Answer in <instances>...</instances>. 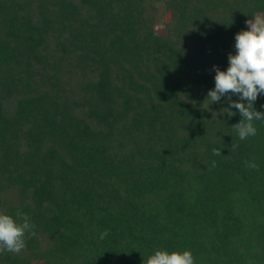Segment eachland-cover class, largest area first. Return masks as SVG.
<instances>
[{
    "label": "trees",
    "instance_id": "trees-1",
    "mask_svg": "<svg viewBox=\"0 0 264 264\" xmlns=\"http://www.w3.org/2000/svg\"><path fill=\"white\" fill-rule=\"evenodd\" d=\"M258 12L264 0H0V212L36 225L0 264L155 250L264 264V120L240 140L237 109L213 115L227 97L202 109Z\"/></svg>",
    "mask_w": 264,
    "mask_h": 264
},
{
    "label": "clouds",
    "instance_id": "clouds-1",
    "mask_svg": "<svg viewBox=\"0 0 264 264\" xmlns=\"http://www.w3.org/2000/svg\"><path fill=\"white\" fill-rule=\"evenodd\" d=\"M249 30L241 31L235 36V55L229 54L228 68L222 71L218 66H213L215 75V88L209 90L202 104V109H207L209 105L217 104L222 97H227L228 107H222L219 114L232 117L236 113L231 109H237L241 121L232 126L240 140L254 137L257 129L254 121L264 120V113L254 108V103L258 97L264 94V12L256 13L252 19L246 21ZM238 97L237 102L232 97ZM238 145L233 142L232 150L235 151ZM213 155H220L218 149L212 150ZM247 168L259 170V165L253 160H245ZM212 167L216 166L215 161ZM36 225L31 222L29 216L22 212H17L14 218L11 215L0 212V254H19L26 248V239L35 237ZM109 235V231H104L100 239ZM144 264H195V258L191 251L155 250Z\"/></svg>",
    "mask_w": 264,
    "mask_h": 264
}]
</instances>
